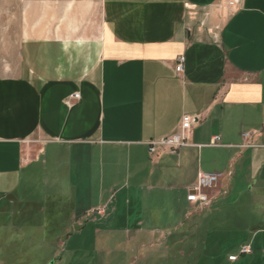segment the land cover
I'll return each mask as SVG.
<instances>
[{
  "label": "crops",
  "instance_id": "1",
  "mask_svg": "<svg viewBox=\"0 0 264 264\" xmlns=\"http://www.w3.org/2000/svg\"><path fill=\"white\" fill-rule=\"evenodd\" d=\"M222 2L104 0L99 36L24 40L0 78V201L22 205L0 264H72L89 227L107 253L167 240L185 204L210 209L239 173L264 181V0ZM185 114L189 145L152 153ZM200 172L225 181L203 210L187 201Z\"/></svg>",
  "mask_w": 264,
  "mask_h": 264
},
{
  "label": "rangeland",
  "instance_id": "2",
  "mask_svg": "<svg viewBox=\"0 0 264 264\" xmlns=\"http://www.w3.org/2000/svg\"><path fill=\"white\" fill-rule=\"evenodd\" d=\"M103 2L0 0V78L18 72L21 45L29 37L99 36L104 27ZM220 181L222 188L225 181ZM224 191L203 212H194L185 204L182 215H191L182 216L183 224L178 227L165 228L167 240H146L143 245L110 244L112 252L107 253L96 245V229H82L81 239L82 230H74L78 246L77 260L72 264H101V258L106 264H264V181L239 173L230 178ZM21 206L7 199L0 201V223L22 221L13 212ZM32 219L33 214L28 220ZM247 245L251 253H242ZM231 255H237L238 260L231 262ZM47 263L56 262L50 259Z\"/></svg>",
  "mask_w": 264,
  "mask_h": 264
},
{
  "label": "built area",
  "instance_id": "3",
  "mask_svg": "<svg viewBox=\"0 0 264 264\" xmlns=\"http://www.w3.org/2000/svg\"><path fill=\"white\" fill-rule=\"evenodd\" d=\"M242 1L243 0H223L221 7L231 10L238 9ZM185 59V55L179 57L176 67L178 72L183 70ZM195 122L196 119L192 115L185 114L182 117L181 128L177 132L149 142L150 151L152 153H157L159 150H165L174 154L178 153L180 148L189 145L190 134ZM245 137H249V134H245ZM219 140L220 136L216 135L213 137L211 144L218 145ZM221 177H223V174L218 172H200L196 184L189 188L187 194V201L189 204L197 209H205L211 201L209 191L218 185ZM99 212L103 213L104 210H99ZM242 253H251L250 245L244 246L242 248ZM229 259L231 261H236L238 256L231 255Z\"/></svg>",
  "mask_w": 264,
  "mask_h": 264
}]
</instances>
